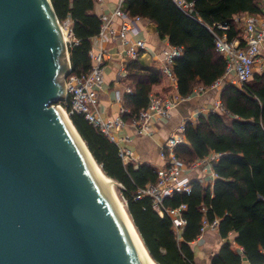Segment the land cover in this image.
<instances>
[{
  "label": "trees",
  "instance_id": "1",
  "mask_svg": "<svg viewBox=\"0 0 264 264\" xmlns=\"http://www.w3.org/2000/svg\"><path fill=\"white\" fill-rule=\"evenodd\" d=\"M94 0H51L60 21L69 19L76 42L69 48L71 73L81 75L92 65L89 52L92 39L99 32L100 15L94 13ZM123 0L131 16H140L156 25L161 38L182 48L173 64L174 86L159 70L144 68L138 59L127 63L124 81L131 92L122 95L128 109L125 119H132L147 107L151 94L165 98L177 92L188 97L196 85L211 86L224 75L226 61L215 49L209 30L217 32L225 24L229 39L239 33L234 17L257 14L262 0ZM223 111L199 115L187 121L186 142L175 149L186 166L215 152L221 154L213 163L217 177L212 185L193 178L189 194L174 193L164 199L166 207L186 204V224L181 238L176 237L171 219L160 217L149 196L137 197V190L157 181L152 165L124 166L118 147L82 114L70 119L103 172L122 184L121 192L129 214L149 255L158 264H196L192 242L201 234L203 218L218 219V233L224 239L210 264H241L245 256L250 264H264V72L254 73L237 87L224 86L220 93ZM236 233L232 248L229 234Z\"/></svg>",
  "mask_w": 264,
  "mask_h": 264
},
{
  "label": "water",
  "instance_id": "2",
  "mask_svg": "<svg viewBox=\"0 0 264 264\" xmlns=\"http://www.w3.org/2000/svg\"><path fill=\"white\" fill-rule=\"evenodd\" d=\"M70 71L51 0H0V264H154L57 106Z\"/></svg>",
  "mask_w": 264,
  "mask_h": 264
},
{
  "label": "built area",
  "instance_id": "3",
  "mask_svg": "<svg viewBox=\"0 0 264 264\" xmlns=\"http://www.w3.org/2000/svg\"><path fill=\"white\" fill-rule=\"evenodd\" d=\"M174 1L179 6L191 5V3L188 4L184 0ZM117 19L120 21L117 22ZM142 19L140 16H131L126 12L123 0H118L110 12L100 14L99 32L93 37L92 49L89 52L92 60L91 68L88 72L81 75L72 74L70 71L66 79V96L57 104L65 111L69 119L73 114H82L89 124L104 134L110 142L114 143L118 147V154L124 166L128 164L136 166L140 163L135 151L130 146L132 136L122 133L126 125L123 114L127 113L128 109L121 104L116 116H103V108L99 104L98 92L104 86L103 68L108 57V52L104 47L105 42H118L124 45L123 53L128 61L138 59L141 51L146 49L144 39L139 37ZM234 20L238 24L239 33L232 39H229L225 32L228 28L225 24L217 25L221 32L209 28L214 38L216 51L226 61L224 75L209 86L211 88H221L228 84L241 87L244 82L252 78L256 63L259 64L260 69H264V54L260 55V48L264 42V7L260 13L246 14L243 18L235 17ZM61 23L67 25L71 24V21L69 19L59 20L62 30ZM66 34L73 38L71 41H65L66 48L69 50L72 43L76 42V39L73 37L71 28ZM130 36L135 38H130ZM67 52L69 55V51ZM181 54L182 48L171 44L162 51V66L160 70L174 86L176 85V77L173 71V64L175 59ZM127 91L131 92L130 89ZM115 93L116 100L122 102L120 92L116 91ZM175 93L165 98L153 94L149 96L147 107L142 109L139 115L132 118L129 123L135 135H148L157 121H166L170 118L171 111L184 99V97ZM223 110L221 101L218 100L211 112H221ZM187 121L190 120H183L170 136L160 144L159 155L163 159V164L156 169L157 181L148 183L137 190V197L149 196L152 199V207L160 217L166 215L171 219L173 231L178 239L181 238L183 227L186 224L183 215L186 210V204L170 208L164 205V199L171 197L174 193L189 194L191 192L192 178H190L188 172L194 167L203 165L202 171L208 175L209 180L211 179L210 185H212L217 177L213 169V163L221 155L212 152L208 156L196 160L189 167L183 164L177 158L175 149L178 145L186 142L184 129ZM191 122L194 123L195 121ZM203 179L201 178L200 181L202 182ZM118 185L121 188L123 187L121 183H118ZM217 228L218 219L210 222L203 218L199 237L208 229L216 230ZM237 249L241 251L240 247H237Z\"/></svg>",
  "mask_w": 264,
  "mask_h": 264
},
{
  "label": "crops",
  "instance_id": "4",
  "mask_svg": "<svg viewBox=\"0 0 264 264\" xmlns=\"http://www.w3.org/2000/svg\"><path fill=\"white\" fill-rule=\"evenodd\" d=\"M94 13L100 15L112 10L118 0H94ZM264 7V0H262L261 9ZM246 14L237 15L235 17L243 18ZM234 17V18H235ZM117 22L120 20L117 19ZM141 32L139 37L144 39L146 49L141 51L139 60L144 68L159 71L162 66V51L170 45L168 38H161L156 30V25L146 19L140 22ZM130 38H135L131 37ZM93 41V40H92ZM108 54L103 68L104 86L98 92L99 104L102 106L103 116H116L121 106V102L116 100V91L121 95L131 87L127 86L124 81L126 76L127 63L129 62L123 53L124 45L118 42H108L104 44ZM264 54V42L260 48V55ZM125 66V68H124ZM124 68V70H123ZM125 73L123 74V72ZM264 69H260L258 63L254 68V73H263ZM223 86V85H222ZM224 88H211L201 85H196L188 97H184L177 106L171 111V116L166 121H157L148 135H135L132 126H130L131 119H125L126 125L122 131L123 134L132 136L130 146L138 157L139 164L146 163L157 167L163 164V159L159 155V146L163 143L170 134L180 125L183 120L195 121L199 115H206L214 108L217 101L220 100L221 90ZM177 94V92L175 93ZM138 165L135 166V168ZM190 178L201 179L203 174L197 170H189ZM236 233L229 234V241L232 248L237 249L234 242ZM224 239L220 237L218 228L216 230H208L201 237L194 240L192 249L194 252L196 264H210L211 257L216 254L223 244Z\"/></svg>",
  "mask_w": 264,
  "mask_h": 264
},
{
  "label": "bare ground",
  "instance_id": "5",
  "mask_svg": "<svg viewBox=\"0 0 264 264\" xmlns=\"http://www.w3.org/2000/svg\"><path fill=\"white\" fill-rule=\"evenodd\" d=\"M62 31H63L62 34H63V37H64V41H67L68 37H67V35H66V29L62 28ZM58 107H60V106H58ZM60 108H61V107H60ZM62 110H63V109H62ZM63 112H64V114L66 115V113H65L64 110H63ZM66 117H67L68 121L70 122V119L68 118L67 115H66ZM70 124H71V122H70ZM71 126H72V125H71ZM72 128H73V126H72ZM74 131H75V129H74ZM75 133H76V131H75ZM76 135H77V133H76ZM77 136H78V135H77ZM78 138H79V136H78ZM79 140H80V139H79ZM80 141H81L82 145L84 146L85 150L87 151L88 155L90 156L91 160L93 161L94 165L96 166V168L98 169V171H99L100 174L102 175V177H103L104 179H106V180H112L111 185H112V187H113V189H114V196H115L116 200L118 201V203H119V205H120L122 211L124 212V214H125V216H126L128 222L130 223V225H131V227H132L134 233L136 234L138 240L140 241L142 247L144 248V246H143V242H142V240H141L142 238H140V236H139V234H138V232H137V230H136V228H135V226H134V224H133V222H132V220H131L129 214L127 213V210H126V208H125V205L122 203V201H120V199H119V197H118V194H117V191H116V187H117L118 183H117L115 180H113L112 178H110L109 176H107V175L101 170L100 166H99L98 164L95 163L94 159L92 158V155L88 152V150H87V148H86L84 142H83L82 140H80ZM144 250H145V248H144ZM145 252H146V250H145ZM146 253H147V252H146ZM147 255H148V254H147ZM150 259H151V258H150ZM151 260H152V259H151ZM152 261H153V260H152ZM153 262H154V261H153ZM154 264H157V263L154 262Z\"/></svg>",
  "mask_w": 264,
  "mask_h": 264
},
{
  "label": "rangeland",
  "instance_id": "6",
  "mask_svg": "<svg viewBox=\"0 0 264 264\" xmlns=\"http://www.w3.org/2000/svg\"><path fill=\"white\" fill-rule=\"evenodd\" d=\"M61 25H62V28H64V29H66L67 31L71 28V24L69 23V24H67V25H64L63 23H61ZM62 31V30H61ZM66 31V32H67ZM63 32V31H62ZM67 35V34H66ZM67 37H68V39L67 40H69V41H71V40H73V38H72V36H68L67 35ZM66 44V43H65ZM67 51H69V50H67ZM68 75V74H67ZM67 75L66 74H64V79H65V83H66V79H67ZM191 166V165H190ZM189 167V166H188ZM194 169H197V170H199L202 174H203V176H205V177H203L202 176V179H203V184H205V185H210L211 184V179L209 180L208 179V175H206L205 174V172H203L202 171V169H203V165L202 166H199V167H194L193 168V170ZM117 183H119V182H117ZM116 191H117V194H118V197H119V199H120V201H122V203L125 205L126 203H125V199H124V197H123V195H122V192H121V186L120 185H117V187H116ZM208 230H211V229H208ZM207 230V231H208Z\"/></svg>",
  "mask_w": 264,
  "mask_h": 264
}]
</instances>
